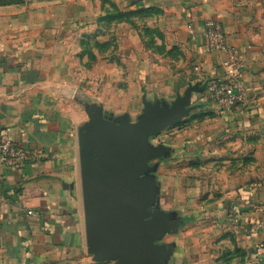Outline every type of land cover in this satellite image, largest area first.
Here are the masks:
<instances>
[{
  "label": "crops",
  "instance_id": "obj_1",
  "mask_svg": "<svg viewBox=\"0 0 264 264\" xmlns=\"http://www.w3.org/2000/svg\"><path fill=\"white\" fill-rule=\"evenodd\" d=\"M119 1L131 7L142 4L164 9L177 20L199 65L200 83L190 104L195 109L182 122L199 116L200 125L193 130L203 127L205 133L192 135L188 130L180 137L176 129L162 134L167 128L149 139L152 147L165 150L164 156L149 162L155 166L151 175L157 184L156 203L150 210L170 214L182 227L198 211L188 212L181 205L190 202L184 197L171 198L165 178H160L161 170L178 169V159L186 162L220 136L264 128V0ZM104 2L0 0V138H8L28 155L0 168V264H105L94 262L86 248L78 130L87 116L80 110H66L51 92L59 87L57 73L62 67L58 59L66 56L69 28L92 20ZM209 19L220 23L227 42L238 53L248 101L244 106L220 110L210 98L209 83L227 79V57L205 46L203 25ZM177 95L174 87L159 82L149 84L144 94L146 101L166 106ZM248 178L245 182L240 178L236 193L227 194L213 211L215 216L223 214L225 223L238 218L234 227L245 249L264 254V184L255 187L257 183L253 186ZM179 181L176 174L173 186L180 185ZM168 235L158 242L172 246L167 264H188L184 241L176 236L173 242L164 243Z\"/></svg>",
  "mask_w": 264,
  "mask_h": 264
},
{
  "label": "rangeland",
  "instance_id": "obj_2",
  "mask_svg": "<svg viewBox=\"0 0 264 264\" xmlns=\"http://www.w3.org/2000/svg\"><path fill=\"white\" fill-rule=\"evenodd\" d=\"M178 26L162 8L106 0L92 20L69 28L66 56L58 59L62 67L57 73L59 87L51 92L66 110H80L87 116L82 126L93 108H100L110 120L130 116L137 121L142 114L140 99L143 104L149 84L165 83L182 96L188 87L200 83L199 65ZM200 120L190 117L162 134L176 129L180 137L188 130L192 135L203 134V127L193 130ZM178 160V169L163 168L160 178H165L163 183L174 201L176 197L188 199L181 205L198 215L167 233L163 242L171 243L176 236L182 239L188 264H264V254L245 249L239 240L234 227L238 218L225 223L224 215L215 216L213 211L227 194L236 193L240 178L245 182L249 177L253 186L257 183L255 187L264 184V128L220 136L186 162ZM174 174L179 183L182 180L180 185L173 186Z\"/></svg>",
  "mask_w": 264,
  "mask_h": 264
},
{
  "label": "water",
  "instance_id": "obj_3",
  "mask_svg": "<svg viewBox=\"0 0 264 264\" xmlns=\"http://www.w3.org/2000/svg\"><path fill=\"white\" fill-rule=\"evenodd\" d=\"M196 89L188 87L170 106L144 99L135 122L88 110L89 120L78 130V155L86 248L94 262L167 264L172 246L158 242L179 223L158 208L150 210L157 184L149 162L165 150L149 139L187 118Z\"/></svg>",
  "mask_w": 264,
  "mask_h": 264
},
{
  "label": "built area",
  "instance_id": "obj_4",
  "mask_svg": "<svg viewBox=\"0 0 264 264\" xmlns=\"http://www.w3.org/2000/svg\"><path fill=\"white\" fill-rule=\"evenodd\" d=\"M205 46L209 51L226 55V80L213 81L207 89L210 98L220 110H229L248 104L245 88L240 78V59L234 47L226 39L220 23L209 19L203 25ZM27 153L13 146L6 137L0 138V168L12 166L27 158Z\"/></svg>",
  "mask_w": 264,
  "mask_h": 264
}]
</instances>
